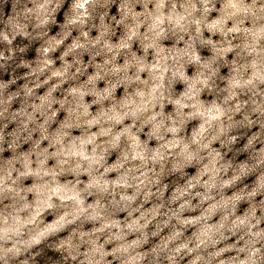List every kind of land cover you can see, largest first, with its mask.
<instances>
[{"label": "clouds", "instance_id": "1", "mask_svg": "<svg viewBox=\"0 0 264 264\" xmlns=\"http://www.w3.org/2000/svg\"><path fill=\"white\" fill-rule=\"evenodd\" d=\"M0 264H264V0H0Z\"/></svg>", "mask_w": 264, "mask_h": 264}]
</instances>
